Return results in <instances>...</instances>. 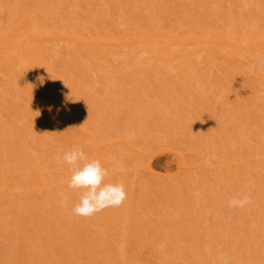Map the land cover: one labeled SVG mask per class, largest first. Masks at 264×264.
Masks as SVG:
<instances>
[{
    "label": "rangeland",
    "instance_id": "rangeland-1",
    "mask_svg": "<svg viewBox=\"0 0 264 264\" xmlns=\"http://www.w3.org/2000/svg\"><path fill=\"white\" fill-rule=\"evenodd\" d=\"M3 1L4 0H0V16L1 13H3L4 17L8 14V12H11L10 10H22L25 6L26 7L24 8V10H30L32 8L31 10H34L35 12L37 11V7H35L34 5H31V7L29 6V4H34L35 1L39 2L40 0ZM119 1L117 0V2H119L120 4L115 3V0H92L91 3L93 4L92 8L94 7V18H98V20L93 19L96 22L95 26H97L98 28L100 27V29L102 30L105 29L106 26L110 28L108 24H105L106 21L103 20V18L107 20V18L109 19V17H111L110 15H112V18H110V20L112 22L114 21L115 26L119 27L120 31L122 30L123 32L125 30H129L127 29V25L130 23V26H132L133 24L136 26L137 24L138 26L143 25V27L140 28L150 29V31L152 30L154 33H156V35H158L157 39L161 40H163V38L165 37L167 40L173 39V35H175L177 38L179 36L181 37V34L183 35L185 32L187 33V31L197 34V31H199V29H204L205 31L207 29V31H210L213 27L219 28L221 26L227 27V31L229 32L235 29L234 33L238 35L241 26L245 28L247 27L245 30L249 32L251 31L250 27L257 24L258 26L256 25L255 29L264 33V14L260 15L264 12V5L261 4L258 0H244L245 2H247V4L243 0H158V2L156 0L157 3L154 6H151L150 9H148L149 7H146L147 4L146 6H144V3H147L145 0ZM78 2L80 3V1ZM260 4L263 6L260 7ZM9 6H11V9L9 8ZM27 6L31 8L29 9L27 8ZM82 7L80 9H78L79 7H76L78 13H81L79 14L80 16L78 15V13H76V15H72V11L74 10L71 9V12L69 11L70 14L58 17V20L62 18V20H59V22L62 23V21H64V19L66 18L70 20L73 17H77V19H79V22L77 21L78 25H80L79 27H81L82 29L85 28V30L87 29V32L89 33V23L87 22L89 21V14L85 11L86 7ZM82 12L85 13L83 14ZM10 15H8V17ZM84 15L88 17H85ZM67 22L65 21V23ZM70 23L73 24L72 21ZM122 23L128 24L125 27ZM247 25L250 26L248 27ZM101 26H104V28H102ZM145 26L148 27L146 28ZM173 26L175 28H173ZM76 27L78 28V26ZM228 27H230V29ZM166 32L169 33V35L165 36ZM186 33L183 36H185ZM63 46H58L59 48H56V52L59 50V53H55V51L53 52L48 50L49 52H47L45 58L48 57L46 62H48V64L52 63V65L54 66L53 67L50 64L52 66V69L55 68L57 71H59V73L61 71V73L68 72L71 74V77H69V74H67V81L64 80L62 82L63 77L61 78V82L63 83L62 87H60L61 83L58 80L60 83L59 90L62 89L63 94L62 95L60 91L59 97L62 96L60 99H62L64 96V101H69L63 103V105H66V108L68 110L67 112L70 114L72 113L71 115L73 117L74 115H77L76 117L80 118L81 120L86 119L84 122H88L87 125L90 124L89 119L92 120V125H94L93 128H95V137L93 139L94 145H100V143L104 142L107 138H110L111 142L115 141L116 137L120 136V133H123L122 135L124 137H128V134L132 130V132L136 134L134 136L138 137L139 135L138 139L136 140L137 142L135 141V143H137V146L135 145V143L134 146L138 149L141 148L140 150H145L148 155L146 158L141 159L139 156L134 155L130 148L128 149L126 147H120L115 151L104 150L103 155L99 149L94 150L91 153L89 151L86 154L89 156L90 159H100L101 163L103 162L102 165L108 169L109 175L106 177V183H124L127 192V199L120 207L105 208L104 210L96 213L95 215L85 218L81 216H76L72 213V208L79 199V192L73 189H71L72 191L69 192L67 190V187V189H65L64 191H67V195H70V193L71 195H74L72 197V199L74 198V204L73 206H70L71 208L67 206L66 209H63V205L60 204V202L58 203L55 198L56 193L63 189H61L58 185L59 183H56L54 180L59 181V178L61 180V177L64 176L63 174L66 175V178L68 177L67 175H69L70 172L68 170L69 166L67 164H63L61 162L59 165V163H57V158L59 156H62V154L66 150H70L73 146H69L68 148V146L66 145L60 143L58 144L57 140H55V133H53L54 137L53 135L51 137V135L49 134L51 132L50 129L41 127L36 128L35 126V128H32L33 123L30 121L31 113L29 114V112L31 111L30 109H28V106L26 110V102H23L25 98L19 99L20 96V98H23L22 95L24 94L22 93V95H20L18 93L20 92V85L21 89L23 88V90H25V88L22 86H26V84L28 83V76H26L27 70L25 71L24 69L28 65V63H26L25 61V65V63L23 62V60L25 59L24 56L26 57V55H24L23 57L20 56V59L22 61L21 63H19L20 65L18 67L15 66L16 64L14 63V60L8 61V65L11 64L9 68L12 69V71L10 72L7 70L9 72L8 76H10V79L8 81L10 82H0L2 83L0 84V90L2 91L0 92V126L1 123L5 125V129L4 127L0 128V165H2L0 166V176L2 178H0L2 180L4 179V181H7L8 178L6 177V172L8 169H10L9 167L12 168V166H16L15 168L17 172L21 175L27 173V171L30 170L31 167L33 169L39 166L40 169H43V167L45 166L43 170H46L45 172L51 173L47 176L48 178L46 177L48 180H46L45 178V180L43 181V185H46L47 183L53 184L55 188L58 187V190L55 191L54 194H49L50 196L47 195V197L44 195H42L41 197V193H38L39 195L36 194L28 200L21 199V201L16 199V201H14V198L12 197L11 198L13 201L11 199L10 201L9 197L7 198L6 196H0V264H109L112 263L110 260H112L111 258L114 257L115 261L113 260V263L115 264L117 261L118 264H120L121 254L126 259V261H124V258L122 257V260L124 261H122V264H134L133 261L135 262V264L138 262V264H146L147 261L144 260V257L142 256L141 258L140 255L138 257L139 252H136V250L134 251L135 248L133 244V247L131 246V237H133V235L137 233L142 234L141 237L144 236L145 238H148L145 239L143 237L142 241H144V244L149 241V243H158L157 245L162 246L163 249L165 247V252L168 251L169 254H175L176 256L174 255V257H184L185 260H182L185 261V263L188 260V263L191 262L189 264H216L218 260L221 261L220 264H223L222 261L227 259L231 260V262L229 261L228 264H264V211L262 214L263 217L259 223L260 227L258 225L257 228L259 233L257 231H255L257 233L251 232V234L250 232H244V235H242L246 238V241H249V243H246L245 241L246 245H243L242 247V252L245 253L244 257L241 258V255H243L242 252L241 254L239 253L237 255L236 250H234V247H236L234 246L235 242L240 238L237 235L238 231L247 230L244 228H248V226L250 225V221L248 222V224L247 221L248 217H250V213L252 214L251 211L255 209V206L253 205H256L257 202H259L260 197L262 195V191H260L259 186H257L258 189L257 187H255L256 185L254 184H252L251 187V183L248 182L249 180L247 179V177H244L242 174L240 175V172L236 168H231L228 170L219 169L217 171H210L205 169H200L196 171L191 170V172L187 173L186 177H184L186 179L182 178L184 180H187L188 183L185 181V183H182V185H180L181 182L177 184V181H175L174 179V176L177 174V170L179 167L178 163H180V157L178 152H181L182 154L185 153L184 155L187 156L186 159L188 158V160H185L189 161L188 163L194 162L193 164H195V162L198 160L195 154L200 150V152H203V154L200 156L202 158V163L204 162L206 164H213L217 166L221 164V162H223L225 159L228 161L231 160L230 163H232L236 161L237 157H240V154L247 155V153H245L243 149L242 151L240 150V148H242L240 147V145L242 143L244 144V139L254 138L258 143L259 149H261V147L262 149L264 148V133L260 135V130H256L255 124L252 119L245 117L246 115H243L244 117L242 116V135H240V133L236 131L237 129L234 127L230 119V116L233 115V110H235V112L240 113H243V111H241L242 109L244 110V112L247 110H251V112H253V109H251L253 107V104L248 100L252 98L244 99L241 93V86L239 87L234 83H230V96L233 95V98L231 100L232 103L230 106L226 107L227 109H223L220 104L223 99L228 97V94H221L219 96L214 97V99L210 93H207L208 91L206 90V88L201 90L198 81L195 80V74L188 73L187 78L183 79V77L181 79L178 77V73L176 75L175 73H173V71L171 72L170 69H167L165 71L166 66L165 68H163L164 66H162V64L159 67H161V69L163 70L161 71L160 68L159 70L160 72H164L160 75V77L158 76V78L156 79L153 78L152 70H150L151 65H153V63L155 64V61L152 62L153 60L150 59L151 61H146L148 64L150 63V66L148 67L141 66L137 69L136 65H134L136 70L138 71L137 74L139 75L130 78L131 81L126 85L121 81L122 78L118 74H116L118 76L115 77L116 71H114L112 65V68H109L110 64H108V60L106 61L104 59L105 55H100L102 57L98 56L99 60L101 59L103 61L104 59L106 63L105 64L104 62L100 61L101 66L104 63L102 67L106 69L105 71L108 70V72H110L108 74V79L110 83L111 79L114 80L112 81L114 85H111L110 83L107 84L108 79L103 77L102 74L100 76L99 72L96 76L91 73L94 72V69H96V65H94V60L90 59L89 56V58H86L85 55L80 57L81 53L78 52L77 54V51L75 52L74 49H72V51L71 49H63ZM46 47L48 48V46ZM79 57L82 60L79 59ZM254 57L250 58L252 60H249V66H247V64L246 66L243 64V67V65L240 66V63L235 64L237 65V67L234 65L236 69H238L240 73L239 75L241 76L240 77L238 75L236 77H238V80L241 78L239 80L241 81V85L243 80L244 85L247 84L248 87H252L253 85L250 86V84H252L250 83V81L252 82L255 80L252 78L254 74L253 76H251L250 70L254 69L252 70L253 72L257 70L256 72L260 73L261 76H259V79H256L254 85L256 86L255 89L257 90V93L259 92L258 94H256L257 98H259L260 96L259 100L262 105H259L264 108V69H262V67L264 66V61L262 63V66L260 65V58L258 59L256 57V59ZM119 59L120 60L116 59V61H123V58ZM255 61L260 66H257ZM118 62H116L115 64H119ZM6 63L7 62H5V65H7ZM0 65H3V63H0ZM253 66L254 68H252ZM256 66L257 68L255 69ZM248 68H250V70H248ZM111 69H113L112 71H114V73H112ZM189 70H191L190 72H192L193 68H189L188 71ZM121 71L124 72V70ZM139 72L142 73L140 74ZM73 76H76V80L78 79V86L76 87L73 86ZM118 77H120L121 79ZM216 77H213L211 79L212 85L218 81ZM189 78H191L192 80ZM57 79L59 78L55 77V81H57ZM25 81L27 83H25ZM14 82L16 83L14 84ZM53 83H56L53 86H56L55 88L56 90H58L57 84L59 83L54 82V80ZM79 85L81 88H79ZM106 85L111 86V91L109 90V86ZM71 86L74 88H71ZM126 86L130 87V91L128 90V87L126 88ZM107 87L109 92L107 91ZM18 88L19 91L16 90L18 91L16 92L14 89ZM12 89L14 91H10ZM76 90L79 93H75ZM16 93H18V95ZM73 93L77 95L74 96ZM110 93H113L114 96L113 94L111 96ZM1 96H3V98ZM261 97H263V100L261 99ZM11 99H13V102H16L17 100L18 104L21 100L19 104L20 106L17 105L19 106L18 108L16 106V109H18V114L16 113V109L13 108V103ZM68 103L70 104L68 105ZM10 104H12V107H10ZM22 104L24 107L22 106ZM74 104H78V107L76 106L78 111L77 109L73 108ZM152 105H154L155 109L158 111V113L156 114L161 117L160 119L162 120L163 124H166L165 127L167 126L168 130H164V133L160 131L159 127L156 124V118L155 114L153 113L154 110L152 108ZM244 105L246 106V110L244 107L241 109V107ZM261 107H257L258 110L260 109L261 111ZM13 109H15L14 114H12L14 112ZM254 113L255 115L257 114L256 110ZM258 114L260 113L258 112ZM173 116H176L177 119ZM256 116L254 118H256V120H258V122L260 123L261 131H264V120L262 119V117ZM19 127L20 129H18ZM17 131L19 132L17 133ZM225 132L231 134V140H229L224 135ZM5 134H7L8 136ZM191 137L194 138V140H192ZM135 138L136 137L128 140L132 141L135 140ZM83 150L87 152L84 148ZM255 150L258 149L256 148ZM92 153L94 155H92ZM99 153H101V155ZM36 158L38 159V161ZM4 159H6L7 161ZM30 161L33 163H31ZM7 162L10 163L8 164ZM55 162L56 164H54ZM34 163H37L36 166ZM144 163H149L151 165L152 170L156 175L154 178V182L156 184H162L165 186L173 185L176 186L175 189L173 186V190L171 189V187V190L168 188V194L165 195L162 194L163 191L162 193L160 192L161 194L159 192L156 193V195H158V198L154 200L150 196L154 194V191L150 192L148 186L143 184V181L137 173L138 166H141ZM47 164L48 166H46ZM58 165L60 167H58ZM3 167L6 168L4 169ZM46 167L48 168V170ZM110 168H112L114 171H111ZM59 169L63 170L64 172H59ZM1 171H3L2 174ZM55 174L57 175V177ZM49 176L51 179L54 180H49ZM29 180H27L26 177H19L15 179V181L7 182L10 183L12 187L15 185V187H19L20 185V187L25 186L24 189L28 188L29 190L26 189V191L28 192L30 190H36L37 187L41 185H38V180ZM181 181L183 182V180ZM0 182L2 183L1 180ZM243 183H246L245 185L248 184L251 188L249 186L246 187ZM2 190L3 189L1 188L0 191ZM240 194H246L250 197V203L247 205V207L245 206L244 208H229L228 201L235 196H239ZM53 195H55V197H53ZM72 199H67L65 197V199L62 200H66L65 202H70L72 201ZM135 206H137L139 209H142L143 212L146 213V215H149L148 218H151L153 216V218H151L150 220H154L156 218L158 223L160 221V224L162 225L161 230L164 231V233H162V236H165V234L166 236H169V233L172 238L170 237L171 239L163 241V239L158 236V230H150L149 225H147V223V227H140L138 225L139 222H137V220L141 219V216L135 210ZM41 208L42 210H40ZM187 209H189V215L192 216V221L187 220ZM49 213L52 215L51 218L46 216ZM103 217L110 219L111 221L113 220L114 223H117L116 225H119L123 229L121 230L120 228V231L127 234V238L124 240L119 236H112L110 238V235L105 232V228L103 229L102 227V230L98 234V238L95 241L96 243L94 242V245L97 249L93 245V247L96 249L95 250L93 248V255L96 254V256L91 257L95 258L96 260L92 262V258L88 259V257H90L91 255V250H89V255V252L87 250L88 247L86 248V246L89 244L83 246L84 244H82V240L80 241L78 235L74 234V232H72V229L74 228L75 230L77 228H83L84 230L87 226L91 224V221L93 222V220H95L99 222V220ZM67 218L69 219V221ZM60 220H62V222H60ZM60 223H63L64 225H61H63L62 227L65 226V228H61ZM135 223H137L138 226ZM190 227H192L191 229H194L192 230V232L189 230ZM60 228L62 230H60L61 232H55ZM82 232L84 234L85 231ZM112 234L116 233L114 232ZM55 237L57 238L54 239ZM247 238H249L250 240H248ZM169 241L170 243H168ZM250 242H252V244ZM98 245L102 247L99 249ZM124 245L125 248H123ZM36 246L39 249H37ZM57 246L59 249L57 248ZM120 248L122 252L119 251ZM44 249H46V251ZM94 250L97 253H95ZM37 251H42L40 257L38 256ZM172 251H176V253ZM231 251H235L236 254L234 252L232 253L234 257L231 256ZM124 253L126 255H123ZM133 256L134 258L132 259ZM171 256L173 257V255ZM216 256L218 257L217 259L215 258ZM257 256H259L262 261H260V258ZM136 257L138 260L135 259ZM203 258H206V260L203 261ZM245 258L246 260H251L252 263L251 261L246 262ZM233 261L236 263H234Z\"/></svg>",
    "mask_w": 264,
    "mask_h": 264
},
{
    "label": "bare ground",
    "instance_id": "bare-ground-1",
    "mask_svg": "<svg viewBox=\"0 0 264 264\" xmlns=\"http://www.w3.org/2000/svg\"><path fill=\"white\" fill-rule=\"evenodd\" d=\"M73 1L74 0H40L39 2L35 1L34 4H29V6L34 5L35 7H37L36 8L37 11H35V12H34V10L33 11L31 10L32 6L31 7L27 6V8H29V9L31 8L30 10H27V9L24 10V8L26 6L25 7L23 6L24 8L22 10H17L16 9V11H15L14 9H12L13 11L10 10L11 12H8V14L6 16L3 17V13H1V16H0V63H3V65H0V82H3V81L5 83L6 82H10V81H8L10 79V76H8V75H9V72L12 71V69L9 68V66H11V64L8 65V61L14 60V63L16 64L15 66L18 67L20 65L19 63H21V61H22L20 59V56L23 57L24 55H26V57L24 56L25 59L23 58L24 59L23 62L25 63V61H26V63H28V65L26 66L27 68L26 67L24 68L25 71L27 70L26 71L27 72L26 76H28V78H27L28 80L27 79L26 80H27L28 83L25 81V83H27L26 86H24V85L22 86V87L25 88V90H23V88L21 89V85H20V92L21 93L18 92L19 88L18 89H14V90L15 91L18 90L16 92H18L20 95H22V93L24 94V95H22L23 98H20L21 97L20 96L19 99H24L25 98L26 101L24 100L23 102H26V110H27V106H28V109H30V111H31V112H29V114L31 113V116H30L31 120L30 121L33 123V127L32 128H35V127L36 128H40L41 127V128L50 129L51 132L49 134L51 135V137H52V135L54 137L53 133H55V138H56L55 140H57L58 144L60 143V144L66 145V146H68V148H69V146L71 147V146L79 145V146H82V148H84L87 151L86 153H88L89 151L91 153L92 151L99 149L101 151L102 155H103V151L104 150L115 151V150H117L120 147H126L128 149L130 148V150H132V153L134 155L139 156L141 159L146 158L147 155H148L145 150H144L145 151L144 152L143 150H140L141 148L138 149L137 147L134 146V143L138 139L139 135H138V137L134 136L136 134H134L132 132V130L128 134L129 136L128 137L126 136L127 138L122 135L123 133H120L119 134L120 136H117L118 138L116 137L115 141L111 142L110 138L106 137L109 141L107 139H105V141L101 142L100 145L97 144V143H96L97 145H94L93 144V139L95 137V135H94L95 128H93L94 125H92V120L89 119L90 121L89 120L88 121H89L90 124L87 125L88 122L87 123L84 122L86 120L85 118H84L85 120H81L80 118L76 117L77 115L76 116L74 115V117H73L71 115L72 113L70 114V113L67 112L68 110L66 108V105L65 104L63 105V103H66L68 100L64 101V99H63L64 96H63L62 99H60L62 97V96L59 97L60 96V91H61V94H62V89L59 90V86H60V83H61L60 87H62L63 86L62 82L64 80L67 81V79H68V75L67 74H69V77H71V74L68 73V72L67 73H64V72L61 73V71L59 73V71H57L55 68L52 69V66H53L52 63H50L52 65L51 66L50 64H48V62H46L48 57L45 58L47 52H49V51H53L54 52L55 51V53H57V52L59 53V50L56 52V48L58 46L60 47V46L64 45L62 47L63 49L64 48L66 50L67 49L68 50L71 49V51H72V49H74L75 52L77 51V54H78V52L81 53L80 57L85 55L86 58L89 56L90 59L94 60L95 61L94 65H96L95 66L96 69H94V72H91V73L94 74L95 76L98 75V72H99L100 76L102 74L103 77L108 79V74L110 72H108V70L105 71L106 69L102 67L104 65V63H105V60L106 61L108 60L107 62H108V64H110L109 68L112 65L114 71H116L115 75L118 74L122 78L121 81L123 83H125L126 85H127V83H129L131 81L130 78L136 77V75H139V74H137L138 71L136 70V68L138 69V67H141V66H143V67L150 66V63L148 64L147 62H149L151 60H153L152 62L155 61V64L153 63V65H151L150 70H152L153 78H156V79L158 78V76L160 77V75L164 72V71L160 72V70H159V68L161 69V67H159V66H161L162 64H163L162 66H164L163 68H165V66H166L165 71L167 69H170V71L171 72L173 71V73H175L176 75L178 73V75H179L178 77L181 78V79L183 77H184L183 79L187 78L188 73L189 74H195V78H196L195 80L198 81L201 90L206 88V90L208 91L207 93H210L213 98L216 97V96H219L221 94H223V95H227L228 94V97L223 99V101L220 104L223 109H227L226 107L230 106L231 103H232L231 100L233 98V95L230 96V92H231L230 91V87H231L230 83H234V84H236L239 87L241 86L240 87L241 88V93H242L244 99L245 98H247V99L248 98H252V99H248V100H249V102H251L253 104V107L251 108V109H253L252 110L253 112H251V110H249V111L247 110V111L244 112V110L242 109L243 107L244 108L246 107L244 105V106L241 107V109H242L241 111H243V113L241 112L242 113L241 114L240 112H235V110H233V115L230 116V119H231L234 127L237 129L236 131L238 133H240V135H242L241 128H243V125H241V123L243 122L242 121V116L243 115L244 116L246 115L245 117H248V118L253 120V122L255 124V127H256V130H258V131L260 130V135H262L264 133V131H261V129H260V123L258 122V120H256V118H254L257 115V116L262 117V119L264 120V108H262L259 105V104H261L260 100H259L260 96H259V98H257L256 94H258L259 92L257 93V90L255 89L256 86L254 85L256 79H259V76H261V75H260V73L256 72L257 70L253 72L252 70H254V69L250 70V68H248V70H250L251 76H253V74H254V76L252 78L255 81H252V82L250 81V83H252V84H250V86H252V85L253 86L252 87H248L247 84H246L247 86L244 85L243 80H242V85H241V81H239L241 78L238 80L237 79L238 77H236L240 73H239L238 69H236L237 65H235L237 63L238 64L240 63V66L243 65V64L245 66H246V64H247V66H249L248 65L249 62H250L249 60H252L250 58H253L255 56L254 58H256V57L258 59L260 58V65L263 66V64H264L263 63V61H264V33H262L259 30L255 29L257 24L251 26L252 28L250 27L251 31H249V32H247L245 30L247 27L245 28V27L241 26L240 29H239L238 35L234 33L235 29L232 30V31L230 30L232 32L231 33L229 31H227V27L221 26L219 28L213 27L211 30L208 29L210 31H207V29H206V31L204 29L203 30L199 29V31H197L198 32L197 34L193 33V32L191 33L189 31H187V33H186L184 31L186 33L185 36H183L185 34L184 33L183 35L181 34V37L179 36L178 38L175 35H173L172 38L174 40L173 39H169L168 38L169 36L167 37L169 40H167L166 37L163 38V40H161V39H157L158 35H156V33H154L152 30L150 31V29L140 28V27H143V25L142 26L141 25L138 26V24H137V26H136V25L133 24L132 26H130L131 23L130 24L122 23V24H124L125 27L128 24L129 26L127 25V29H129V30H127V31L125 30L123 32H122V30L120 31L119 27L115 26L114 21L112 22L110 20V18H112V15H110L111 17H109V19L107 18L108 21L103 18V20L106 21L105 24H108V26H110V28H112V29H110V28H108L106 26L105 29L102 30V29H100V27L98 28L97 26H95L96 22L93 20V19H95V20L97 19L98 20V18H94L95 17L94 14H93L94 13V7L92 8L93 4L91 3L92 0L91 1L90 0H77V1L75 0L76 2L74 1V3H73ZM78 1H80V3ZM145 1L147 3H144L145 4L144 6H146V4H147L146 7L147 8L149 7L148 9H150L151 6H154L158 2V0H157V2H156V0H145ZM258 1L261 4L264 5V0H258ZM119 2H117V0H115V3L118 4ZM141 2H143V1H141ZM9 3H7V4H9ZM30 3H31V1H30ZM75 3L78 6H76ZM245 3L247 4V2H245ZM217 4H218V2H217ZM261 4H260V7L263 6ZM25 5H26V3H25ZM75 6L77 8L79 7L78 9H80L82 6H83L82 8L86 7L85 11L89 14V21H87L89 23L88 24L89 33L87 32V29L85 30V28L82 29L81 27H79L80 26V25H78L79 19H77V17H73L70 20L68 18H66V19H64V21H62V23L59 22V20H62V18L58 20V17L59 16L61 17L62 15L66 16L67 14H70V12H71L70 10L71 9L74 10V11H72V15H76V13H78V10H76L77 8ZM10 7L11 6H9V8ZM262 10H263V8H262ZM18 11H20V12H18ZM104 12H106V11H104ZM82 13L84 14L85 12H82ZM79 14H81V13H78V15ZM263 14H264V12L261 13L260 15H263ZM8 15H10V16L8 17ZM85 17H88V16H85ZM3 18H5V19H3ZM169 18H170V16H169ZM6 20L7 21L9 20V21L7 22ZM103 20H102V22H103ZM65 21L66 22L68 21L69 23L68 22L65 23ZM71 21L73 22V24L70 23ZM127 21H129V20H127ZM169 21H171V20H169ZM5 24H7V25H5ZM153 24H155V23H153ZM252 24H253V22H252ZM76 26H78V28ZM171 26H172V22H171ZM247 26L249 27L250 25H247ZM150 27H151V25H150ZM152 27H154V26H152ZM199 27H201V26H199ZM253 27H254V29H253ZM102 28H104V26ZM120 28H121V26H120ZM173 28H175V27L173 26ZM228 28L230 29V27H228ZM98 29H100V30H98ZM124 29H126V28H124ZM174 30H176V29H174ZM260 30H261V27H260ZM189 33H191V34H189ZM192 34H195V35H192ZM161 35H163V34H161ZM167 35H169V33L166 32L165 36H167ZM164 39H166V40H164ZM46 46H48V48H50V49H48ZM100 55H102V56L105 55V57H107L108 59L104 57L105 60L104 59H103V61L101 59L99 60L98 56H100ZM91 56H93V57H91ZM102 56H100V57H102ZM80 57H79V59H81ZM119 58H123V61L122 62L121 61L120 62L116 61V59L120 60ZM147 58H149V59H147ZM144 59H145V61H144ZM147 60H149V61H147ZM187 60H188V63H187ZM4 61L7 62L6 63L7 65H5ZM100 61L104 62L102 66L100 64L101 63ZM256 61H255V63H256ZM116 62H118L119 64H115ZM24 63H22V64H24ZM26 63H25V65H26ZM138 64H142V65H138ZM251 64H253V63H251ZM256 64H257V66L259 65L258 63H256ZM134 65H136V68H135ZM244 65H243V67H244ZM250 66H252V65H250ZM257 66L255 67V69L257 68ZM4 68L5 69L7 68L6 71H5ZM189 68H193V71L192 72H190L191 70L188 71ZM252 68H254V66ZM113 69H111V71ZM246 69H247V67H246ZM246 69H244V70H246ZM262 69H264V66L262 67ZM1 70H3V71H1ZM121 70H124V72L121 71ZM162 70L163 69H161V71ZM114 71H112V73H114ZM6 72H8V73H6ZM171 72H170V74H171ZM250 74H249V76H250ZM118 75H116L115 77H117ZM211 75H213V76H211ZM91 76H93V75H91ZM113 76H114V74H113ZM39 77H43L44 78L43 84L40 83V80L38 79ZM55 77L59 78V79H57V81H55ZM75 77L73 76V86L74 87L78 86V81H77L78 79L76 80ZM120 77H118V78H120ZM191 77H192V75H191ZM213 77H216L218 79V81L212 85L211 79ZM61 78H62V82H61ZM189 79H191V78H189ZM53 80H54V82H58V83L60 81V83L57 84L58 85V88H57L58 90H56V88H55L56 86L55 87L53 86L54 84H56V83H53ZM112 81H114V80L111 79V83H110V81L108 79V83H107V81H106V83L107 84L110 83L111 85L112 84L114 85V83ZM15 83L16 82H14V84ZM0 84H2V83H0ZM9 86H10V84H9ZM12 86H13V84H12ZM106 86H109V90H110L111 86L110 85H106ZM128 86H126V88ZM74 87L71 86V88H74ZM79 88H81L80 85H79ZM129 88L130 87H128V90H129ZM14 90L12 89L10 91H14ZM79 91H80V89H79ZM107 91H108V87H107ZM132 91H134V90H132ZM0 92H2V91L0 90ZM63 92H64V90H63ZM77 92L78 91L76 90L75 93H77ZM18 93H16V94L18 95ZM112 94H111V96H112ZM73 95L75 96L77 94L73 93ZM106 95H108V94H106ZM66 96H67V94H66ZM113 96H114V94H113ZM1 97L3 98V96H1ZM210 98H211V96H210ZM262 98L263 97H261V99ZM65 99H67V98H65ZM257 99H258V101H257ZM12 100L13 99H11V101ZM20 101H19V104H20ZM16 102L12 101L13 108H15V109H16V106L19 105L17 100H16ZM69 104L70 103H68V105ZM252 104H250V105H252ZM11 105L12 104H10V107H12ZM19 106H17V108ZM22 106H23V104H22ZM74 106H73V108L77 109L78 104H76V105L74 104ZM248 107H249V105H248ZM257 107H259V108L261 107V111H260V109L258 110ZM49 108H51V111H49ZM152 108L154 110L153 113L155 114L156 124L159 127L160 131L164 133V130L167 129V126L165 127L166 124H163L162 120L160 119L161 117H159V115L156 114V113H158V111L155 109L154 105H152ZM15 109H13V111ZM57 109H59L58 112H57ZM17 110L18 109H16V113L18 112ZM245 110H246V108H245ZM255 110H256V113H257L256 115L254 113ZM257 110H258V112L260 114H258ZM77 111H78V109H77ZM14 113H15V111L12 114H14ZM174 118H176V116ZM2 125L3 124L1 123L0 128L5 126V125H3V126ZM18 125H19V123H18ZM4 129H5V127H4ZM4 129H2V130H4ZM18 129H20V127ZM18 132L19 131H17V133ZM5 135H7V134H5ZM224 135L229 140H231V137H232L231 134H229L228 132H225ZM133 136L136 137L135 140H132V141L128 140V139H133L134 138ZM191 139L194 140V138H192V137H191ZM243 142H244V144L242 143L240 145V147H242V148H240V150L242 151V149H243V151L245 153H247V155H243V154L239 155V153H238V155L240 157L239 158L237 157L235 162L230 163L231 160L228 161V160L225 159L223 162H221V164H219L217 166H215L213 164H206L204 162L202 163V158L200 156L203 154V152H200V150H199V152H196V154H195L197 156V159H198L195 162V164H193L194 162L188 163L189 161H186V160H188V158L186 159L187 156L184 155L185 153L182 154L181 152H178L179 153V157H180V163H178L179 167H178V170H177V174L174 176V179H175V181H177V184H179L181 182L180 185H182V183H185V181L187 182V180H184V179H186L184 177H186L187 173L191 172V170L192 171L193 170L196 171V170H200V169H202V170L205 169V170H210V171H217L219 169L220 170H228V169H231V168H236L240 172V175L242 174L244 177H247V179L249 180L248 182L251 183V187H252V184L256 185L255 187H257V186L260 187V191H262L261 192L262 195L260 194L261 197H260L259 202H257L256 205H253V206H255V209L251 211L252 214L250 213V217H248L247 224L250 221L249 222L250 225L248 226V228H246V227L244 228V229H247L246 231H242V230L238 231L237 235L240 238L238 237L239 239L238 240L236 239L237 241L235 242V245H234V246H236V247H234V250H236L237 255L239 253L241 254L243 245H246L245 244L246 238L243 237L242 235H244V232H250V234H251V232L252 233L255 232V231L258 232L257 228H258V225L260 227L259 223H260V220L263 217L262 214H263V211H264V194H263V192H264V151H263L264 148L262 149V147H261L262 150L259 149L258 143L256 142V140L254 138L253 139H251V138L244 139ZM136 144L137 143H135V145ZM60 148H62V147H60ZM256 148L258 150H255ZM66 149H67V147H66ZM101 153H99V154L101 155ZM8 154H6V155H8ZM92 155H94V154L92 153ZM186 155H187V153H186ZM3 157H4V155H3ZM188 157H190V156H188ZM36 159H33V160H36ZM4 160H6V159H4ZM37 161H38V159H37ZM10 162H7V163L9 164ZM31 163H33V162H31ZM57 163H59V165H60L61 162H57ZM0 164H1V162H0ZM34 164L36 166L37 163H34ZM39 164H40V162H39ZM54 164H56V162ZM189 164H191V165H189ZM214 164H215V162H214ZM41 165H42V163H41ZM59 165H58V167H60ZM0 166H2V165H0ZM6 166H7V164H6ZM46 166H48V164ZM260 166H262V167H260ZM15 167L14 166H12V168L9 167L10 169L7 170V172H6L7 173L6 177L8 178L7 181L11 182V181H15V179H17L19 177H21V178L22 177H26L27 180H29V179H31V181H32V179L38 180L39 181L38 185L39 184H41V185L39 187H37L36 190H33V191L30 190L28 192V191H26V189H28V188L24 189L25 186L20 187L21 186L20 185L19 187H15L16 185L14 184L15 186L12 187V185L10 183H8L7 181H4V179L2 180L1 179L2 177L0 176L1 177L0 180L2 181V183L0 182V189L1 188L3 189L2 191H0V196H6L7 198L9 197V200L10 199L12 200V198H14L13 199L14 201H16V200L21 201V199L22 200L23 199L24 200H26V199L28 200L32 196H35L38 193L39 194L41 193V197H42V195L47 197V195L50 196L49 194H54L55 191L58 190V187L55 188L53 186V184L47 183L46 185H43V183H44L43 181L51 173V172L50 173L49 172H45L46 170H43L45 166L43 167V169H40L39 166H37L36 168H33V169L31 167L30 170H28L27 173H25L23 175L18 173ZM47 170H48V168H47ZM60 170L61 169H59L58 171L59 172L63 171V170H61V171ZM110 170L112 171L113 169L110 168ZM4 171H6V170H4ZM53 172H54V170H53ZM2 173H3V171H1V174ZM137 173L139 174L141 180L143 181V184L148 186V188L150 189V192L154 191V194L150 195L154 200L156 198H158L157 197L158 195H156V193H158V192L162 193V191H163L162 194L165 195V194H168L167 192L169 191L170 187L172 189L173 185H168V186L166 185L165 186V185H162V184H156L154 182V180H155L154 178H155L156 175L154 174V172L152 170V167H151V165L149 163H144L141 166H138V172ZM63 175L64 176L61 177V180H60V178L58 179L59 181L51 179L50 176H49V178H50L49 180H51V181L54 180L56 183L58 182L59 183L58 185L60 186V188L63 189V190L58 191V193H56V197H55V195H53V197L56 198V201H58V203L60 202V204L63 205V209L64 208L66 209L67 206L69 208H71L70 206H73V204H74V202H73L74 200L73 199L74 198L72 199V197L74 195H71V193H70V195L69 194L67 195V193H66L67 191H64L68 187L67 182H68V178H69L70 174L67 175L68 177H66V178H65L66 175L65 174H63ZM2 176H4V175H2ZM56 177H57V175H56ZM47 178H46V180H48ZM182 178H184V179H182ZM187 179H188V177H187ZM181 180H183V182ZM29 181H28V183H29ZM51 181H48V182H51ZM22 183H23V181H22ZM30 184H32V183H30ZM54 185H56V184H54ZM49 186L50 187L53 186L54 188L53 187L50 188ZM183 186H184V184H183ZM245 186L247 187L249 185L247 184ZM173 187L175 189L176 186H173ZM69 189L70 188H68L67 190L69 192H71L72 190L71 189L69 190ZM257 189H258V187H257ZM77 191L79 192V190H77ZM76 194H75V196H76ZM65 197L67 199L71 198L72 201L65 202L66 200L65 201L62 200V199H65ZM253 206H252V209H253ZM40 210H42V208ZM135 210L141 216V219L137 220V222H139L138 225L140 227L141 226H146V223H147V225H149L150 230H158V236L161 239H163V241L164 240L166 241V240H169V239L172 238L169 233H168L169 236H166V234H165V236L164 235L162 236V233H164V231L161 230L162 229V225L160 224V221L158 223L156 218L154 220H150L151 218H153V216L151 218H148L149 215H146V213H144L143 210L139 209L137 206H135ZM67 211H69V210H67ZM70 211H71V209H70ZM49 214L48 215L44 214V215H46L49 218H51L52 215L51 214L49 215ZM186 214L188 215L187 220L192 221L193 219H192V216L189 215V209L186 210ZM62 216H64V215H62ZM104 217L101 218L100 219L101 221L99 220V222H97L95 220H93V222L91 221V224L89 226H87L84 230H83L82 226H81L82 229H79V228H77L75 230H74V228L72 229V232H74V234L78 235L80 241L82 240V242H83L82 244H84L83 246L89 244V245L86 246V248L88 247V249H87L88 252H89V250H91V255H90V252H89L90 257H88V259L92 258V262L94 260H96L95 258L91 257V256H94V257L96 256V254L93 255V248L95 247L94 242L97 240L98 234L101 232V230H102L101 228L102 227H103V229L105 228V232L110 235V236L108 235L110 238L112 236H117V237L119 236L120 238H123V240L127 238V234H125L124 232L120 231L121 227L119 225H116L117 223H114L113 220L111 221L110 219H107V218H104ZM47 220H49V219H47ZM68 221H69V219H68ZM60 222H62V220H60ZM50 223H53V222H50ZM50 223H48V224H50ZM64 223H66V222H64ZM61 224H63V223H60V225ZM135 224L137 225V223H135ZM63 225H61V228H65V226L62 227ZM4 227H5V225H4ZM6 228H7V225H6ZM61 228L59 230H56L55 232H57V231L59 232L61 230ZM66 228H67V226H66ZM191 228L192 227H190L189 230L192 232V230H194V229H191ZM112 230H114V231H112ZM121 230H123V229L121 228ZM82 231H85L84 234H83ZM111 232L112 233L115 232L116 234H112ZM193 232H195V231H193ZM257 232H255V233H257ZM65 234H66V232H65ZM193 235H194V233H193ZM141 236H142V234H140V233H137V234L133 235V237H131L132 239H131L130 242H132L131 246L133 244V246L135 248L134 251L136 250V252H139L138 253V257H139V255L141 256V258L143 256L144 260L147 261V262L145 261L146 264H186V263L189 264V263H191V262L188 263V260L185 263V261L182 260V259H184V257L183 258H181L180 256H179L180 258L179 257H174L175 254H173V253L169 254L168 251L165 252L164 251L165 247L163 249L162 246L157 245L158 243L154 244L155 242L154 243L152 242L153 243L152 244V243H149L150 242L149 241L146 244H144L143 243L144 241H142L144 236L143 237H141ZM56 238L57 237H55L54 239H56ZM249 238H250V236H249ZM249 238H247V239L250 240ZM145 239H148V238H145ZM151 241H154V240H151ZM121 242H123V241H121ZM252 242H254V241H252ZM252 242H250V243L252 244ZM159 243H160V241H159ZM168 243H170V241ZM246 243H249V241H246ZM93 245H94V247H93ZM98 246H99V249L102 247L100 245H98ZM164 246H165V244H164ZM76 247H77V245H76ZM36 248H37V246H36ZM57 248H58V246H57ZM123 248H125V245H124ZM172 248H173V246H172ZM37 249H39V248H37ZM44 250L46 251V249H44ZM48 251H49V247H48ZM119 251L122 252L121 248L119 249ZM41 252L42 251L38 252V256L39 257L41 256L40 255ZM172 252L176 253V251H172ZM233 252L235 253V251H231V253H230L231 256H233L232 255ZM95 253H97V252L95 251ZM242 254L243 255H241V258L244 257L245 253L242 252ZM256 254H257V252H256ZM123 255H126V254L124 253ZM171 255H173V257ZM134 256L132 257V259L134 258ZM122 257L123 256L121 254V257H120L121 258V260H120L121 263L120 264H122L124 261H126V259L124 257H123L124 258V261H123ZM257 257H259V256H257ZM257 257H256V259H257ZM114 258H111L112 260L109 259L112 262V263H109V264H114L113 263V260L115 261ZM215 258L217 259L218 257L216 256ZM222 258H223V256H222ZM241 258H238V259H241ZM135 259L138 260L137 257ZM224 259H225V257H224ZM205 260H206V258H203V261H205ZM245 260H246V258H245ZM215 261H217V260H215ZM229 261L231 262V260L227 259V260L222 261V263L223 264H226V263L228 264ZM247 261L249 262L251 260H246V262ZM260 261H262L261 258H260ZM136 262H138V261H136ZM116 263L118 264L117 261H116ZM133 263L135 264L134 261H133ZM138 263H136V264H138ZM217 263L220 264L221 261L218 260ZM234 263H236V262H234ZM251 263H252V261H251ZM96 264H98V263H96ZM106 264H108V263H106Z\"/></svg>",
    "mask_w": 264,
    "mask_h": 264
},
{
    "label": "clouds",
    "instance_id": "clouds-1",
    "mask_svg": "<svg viewBox=\"0 0 264 264\" xmlns=\"http://www.w3.org/2000/svg\"><path fill=\"white\" fill-rule=\"evenodd\" d=\"M38 79L43 84L44 78L39 77ZM57 159L58 162L69 166L68 188L79 190V199L72 208L74 215L91 217L105 208L120 207L127 199L124 183H106V177L109 175L108 169L99 159H90L82 147L73 146ZM249 203L250 197L240 194L228 201V207L244 208Z\"/></svg>",
    "mask_w": 264,
    "mask_h": 264
}]
</instances>
